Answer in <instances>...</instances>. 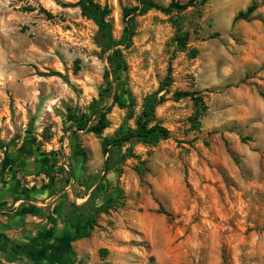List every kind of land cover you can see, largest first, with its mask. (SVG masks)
I'll return each mask as SVG.
<instances>
[{"label": "rangeland", "instance_id": "1", "mask_svg": "<svg viewBox=\"0 0 264 264\" xmlns=\"http://www.w3.org/2000/svg\"><path fill=\"white\" fill-rule=\"evenodd\" d=\"M95 1L111 9L119 40L123 9L137 1ZM77 2L0 0V198L24 199L7 211L17 223L50 212L47 245L64 248L66 227L83 241L81 253L72 242L66 248L69 264H264V0H197L135 17L132 45L120 46L135 115L171 65L173 82L156 108L171 136L126 145L135 156L109 173L103 140L135 127V118L113 105L103 133L75 127L108 67L98 26ZM251 5L250 19L234 20ZM176 91L198 92L205 112L197 116L193 99L177 100ZM13 242L0 264H36L25 241Z\"/></svg>", "mask_w": 264, "mask_h": 264}, {"label": "trees", "instance_id": "2", "mask_svg": "<svg viewBox=\"0 0 264 264\" xmlns=\"http://www.w3.org/2000/svg\"><path fill=\"white\" fill-rule=\"evenodd\" d=\"M137 4L123 9L125 27L122 37L116 40L113 37V23L110 20L111 9L95 0H78L77 5L81 8L83 15L91 18L98 26L96 42L102 51L107 54L108 67L105 71V87L99 94V98L94 99L90 106L83 109L81 113L75 114L74 124L78 130L84 132H93L101 134L110 126L109 113L113 105L128 110V119L135 118V127H129L126 130L121 128L113 136H107L103 140L102 150L106 156L104 162L105 173H109L113 164L120 165L128 157L135 156L131 147L123 152V148L128 144L144 143L156 145L159 141L169 138L171 131L156 120V108L166 101L168 86L173 82L172 66L168 68V74L161 84V87L147 96H145L141 111L135 115L136 101L131 90L127 87L126 72L128 65L126 63L123 49H128L132 45V39L135 35V17L143 15L151 9L172 12L173 10H184L194 5L197 0H189L186 4L172 1L168 6H162L154 0H136ZM256 5H251L246 11L239 12L234 20L250 19L254 13ZM177 42L179 47L185 48L187 44V35L183 32L180 25H177ZM122 46L123 49L120 47ZM193 56L196 50H192ZM164 91L163 94H161ZM198 92L176 91L175 99L191 97L196 106V115L201 116L206 109L203 99L197 96ZM264 98V92H260ZM107 97L112 98V104L104 103ZM125 97L128 101L125 100ZM91 186L89 187V189ZM95 190L91 192V198L95 195ZM16 200L18 198H15ZM64 243V248L70 247V236Z\"/></svg>", "mask_w": 264, "mask_h": 264}, {"label": "crops", "instance_id": "3", "mask_svg": "<svg viewBox=\"0 0 264 264\" xmlns=\"http://www.w3.org/2000/svg\"><path fill=\"white\" fill-rule=\"evenodd\" d=\"M58 197L59 195H56L53 198L54 202L52 204V211L53 209L55 210V207L60 202V199L57 200ZM23 200V198H18L15 200V197L12 195L6 196L2 199L0 198V209H2L0 210V261L7 263L5 257H3V251L8 249V251L15 250V242L13 241L21 239L27 243V246L25 247V253L29 256V258L36 262V264H49V262L55 260L56 258H63V264H69L67 260L69 251H66L62 246H56L53 248L46 244V242L53 241V239H46L45 234L42 233V230L46 229L45 227L48 224L50 217L47 215H49L50 212L43 210L45 212V216L33 213L32 216L28 215L29 217H27L25 221L23 220L20 223H17L18 217L15 215V213L13 211H7L6 208L9 204H13L12 207H15L17 203ZM39 212L41 213L42 209H39ZM60 225L64 224L60 223ZM47 226H49V229L53 227L52 223L48 224ZM62 232L63 235L61 237L64 238V242L69 240L68 238L70 236H74V233L67 230V227ZM70 242H72L74 250L79 252L81 246L83 245V241L72 238ZM79 253H81V251ZM9 264H14V262Z\"/></svg>", "mask_w": 264, "mask_h": 264}]
</instances>
